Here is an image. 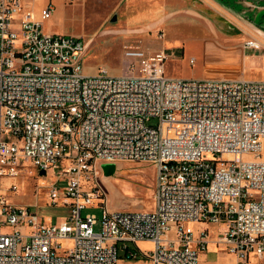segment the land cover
I'll list each match as a JSON object with an SVG mask.
<instances>
[{
  "label": "built area",
  "instance_id": "2783aa9c",
  "mask_svg": "<svg viewBox=\"0 0 264 264\" xmlns=\"http://www.w3.org/2000/svg\"><path fill=\"white\" fill-rule=\"evenodd\" d=\"M53 10L52 0H0V177L24 160L56 171L47 194L65 207L43 219L0 189V264H197L207 230L190 223L201 220L224 223L215 244L234 264H262L264 80L167 75L170 52L134 46L123 49L126 74L83 73L85 40L41 28ZM118 159L152 164L148 208L107 207L100 163ZM87 205L101 208L97 231Z\"/></svg>",
  "mask_w": 264,
  "mask_h": 264
},
{
  "label": "rangeland",
  "instance_id": "374dc122",
  "mask_svg": "<svg viewBox=\"0 0 264 264\" xmlns=\"http://www.w3.org/2000/svg\"><path fill=\"white\" fill-rule=\"evenodd\" d=\"M52 1L54 10L42 21L41 28L46 32L79 35L85 40L81 58L83 73H93L97 67L104 66L109 74H126L130 60L123 56V49L134 46L145 51L170 52L164 62L167 75L230 78L239 73L238 77L264 80V0ZM11 25L17 27L15 22ZM252 37L262 40V46L245 47L244 41ZM189 57L193 62L189 63ZM262 153L264 156V143ZM242 157L248 159L252 155ZM114 163L112 173L104 176L99 172L107 207L148 208L154 185L152 164L133 159H118ZM55 175L56 171L50 169L41 175L24 160L16 174L0 177V189L7 201L29 205L43 219L55 220L65 213L64 206L54 205L48 198L46 185ZM61 183L59 180L57 186ZM11 185L13 191L8 190ZM100 210L98 205H87L80 210L81 214L94 213L95 231L99 229ZM222 224L217 222L216 233L222 230ZM5 228L11 227L2 226ZM206 230L211 234L210 227ZM137 245L144 251L151 248L147 240H139ZM67 246L65 240L60 241V247ZM216 248L227 253L218 244ZM219 254L208 258L215 264H227ZM122 262L126 261L122 259Z\"/></svg>",
  "mask_w": 264,
  "mask_h": 264
},
{
  "label": "crops",
  "instance_id": "0c3cea01",
  "mask_svg": "<svg viewBox=\"0 0 264 264\" xmlns=\"http://www.w3.org/2000/svg\"><path fill=\"white\" fill-rule=\"evenodd\" d=\"M61 3L63 2V0L60 1ZM262 41V40H261ZM263 43V41H262ZM205 45H212L210 43H205ZM264 45V43H263ZM214 46V45H212ZM231 76L233 77H238L239 73H234ZM222 223V222H221ZM192 229H193V233L196 235L199 231L200 228L202 227H210V233H207L206 236V244H205V251L204 252H199L198 254V262L197 264H215L214 260L208 258L211 257L212 255H216L217 253L219 255H222L224 257V260L227 262V264H234V256L228 253H223V252H219L216 249V244H215V239L217 238L218 234L222 231H218L217 233L215 232V229L217 227V222L213 223V222H208V221H192L190 223ZM224 228V223L222 224V229ZM122 259L126 262H122ZM119 264H149L146 259L144 258H138V259H126L124 257H119L117 259V261ZM252 262H256L255 258H252ZM264 264V262L262 263Z\"/></svg>",
  "mask_w": 264,
  "mask_h": 264
},
{
  "label": "water",
  "instance_id": "95a60500",
  "mask_svg": "<svg viewBox=\"0 0 264 264\" xmlns=\"http://www.w3.org/2000/svg\"><path fill=\"white\" fill-rule=\"evenodd\" d=\"M100 167H101L103 175L105 176V175H108L114 171L115 163L114 162H102V163H100ZM38 173L43 174L44 170L39 169Z\"/></svg>",
  "mask_w": 264,
  "mask_h": 264
}]
</instances>
